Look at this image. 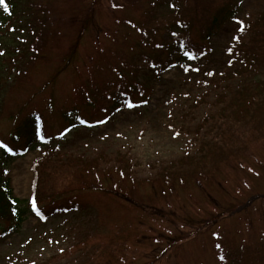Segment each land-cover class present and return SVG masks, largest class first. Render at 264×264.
<instances>
[{
	"label": "trees",
	"instance_id": "obj_1",
	"mask_svg": "<svg viewBox=\"0 0 264 264\" xmlns=\"http://www.w3.org/2000/svg\"><path fill=\"white\" fill-rule=\"evenodd\" d=\"M241 1L244 0H108L119 9L131 2L142 5L117 19L112 17L109 29L99 31L102 33H97V38L102 34L112 40L126 39L125 34L113 29L114 24L126 34L132 32L130 36L136 38L135 43L143 52V71L134 48L118 50L106 42L91 49L92 54L82 63L77 60L80 38L94 24V13H102V0H5L9 12L0 5V125L7 127L0 128V243L20 233L29 215L36 214L32 209L34 200L41 213L38 218L45 223L52 215L58 218L83 212L89 217L84 222L85 231L79 234L82 239L61 252L62 259L66 258L62 264H113L115 258L128 252L137 256L138 247L129 248L128 243L119 242L121 231L131 233L132 241L142 239L139 231L135 235L132 232L142 230L146 220L163 222L165 215L155 217L153 210L162 206L170 209L172 203L179 202L177 191L195 177L200 175L212 184L214 172L207 170L238 166L239 157L252 155L251 146L264 149V80L258 79L264 68L263 10L241 23L238 39L227 51L236 59L228 63L230 69L202 82L200 93L181 115L189 124L183 123L175 134L193 136L192 154L150 166L151 179L143 180L136 178L137 163L125 153L111 158L102 150L92 158H84L58 151L72 131H95L120 110L146 106L153 94L151 81L172 66L187 59L205 60L210 52L209 39L221 25L235 18ZM70 25L81 33H67ZM52 58L58 62L51 71L39 73V68H46ZM237 61L239 66L232 67ZM68 69L72 77L60 84L61 74ZM74 73L77 79L73 78ZM32 84L33 92L21 102L16 101V111L10 110L12 96ZM45 147L50 148L49 159L34 166L33 197L15 198L8 176L10 165ZM147 185H151L150 195L136 194ZM95 187L113 196L114 203L122 204L121 214L125 215L121 220L112 215L107 221L112 237H106L105 242L98 239L99 227H105V220L97 217L96 225L87 206L80 205L81 193ZM251 187L250 184L248 188ZM248 188L245 190L250 191ZM154 189L158 191L155 197L151 196ZM163 190L172 201H162ZM188 198L191 199L190 194ZM246 212L254 215L249 204ZM232 215L229 210L225 214ZM169 222L173 228L164 232L174 233L178 222ZM181 228L186 230V238L188 228L184 224ZM61 229L64 233L66 226ZM220 232L211 236L216 251L220 244L214 241ZM125 244V250H120ZM54 259H48L46 264H53ZM214 260V264H264V246L253 249L244 242L238 249L227 247L214 255Z\"/></svg>",
	"mask_w": 264,
	"mask_h": 264
},
{
	"label": "rangeland",
	"instance_id": "obj_2",
	"mask_svg": "<svg viewBox=\"0 0 264 264\" xmlns=\"http://www.w3.org/2000/svg\"><path fill=\"white\" fill-rule=\"evenodd\" d=\"M118 1L125 2L126 0ZM95 7L97 9V5ZM135 7L141 9L142 5L131 2L119 9L108 0H102V13L99 16L98 13H94V24H91L88 32L80 38L77 60L82 63L92 54L91 49L100 45V42L102 44L106 42L118 50L127 47L134 48L135 55L140 62L138 65L143 68V52L135 43L136 38L130 36L133 34L132 32L126 34V31L120 30L119 25L114 24L113 29L125 34L126 39L112 40L102 34L100 39L97 38L99 35L97 33L109 29L112 17L117 19L121 14H129L135 10L133 9ZM263 9L264 0H245L240 5L239 18L246 19V16L255 15ZM236 26L238 27V25L223 24L217 35L209 39L210 52L206 55L205 60L200 61L199 64L194 63L195 65L189 64L185 67L172 68L157 82H154V93L147 106L134 110H121L104 126H100L95 131H88L85 128L72 131L66 141L59 145L58 151L75 156L83 155L84 158H92L102 150L111 158L116 156V153H126V157L137 163V167L134 169L136 178L143 180L151 179L150 166L157 167L158 164H166L187 154H192L195 150L191 142L193 136L176 135L175 131L183 123L189 124L182 119L181 115L187 109L190 100L195 99L200 93V84L207 81L211 75L230 69L226 62L225 50L232 42ZM67 33L77 35L81 31L79 33L75 25H70ZM51 61L52 63L46 65V68L44 65L40 67L38 72L49 73L58 62L54 58ZM209 73L212 74L209 75ZM258 74L260 79H264V69ZM69 77H72V73L68 69L61 74L60 84ZM73 78L77 79L75 73ZM33 90L32 84L17 91L12 96L11 102L8 103V108L16 111V101L21 102ZM213 96L214 94L211 95L210 100ZM2 127L7 130L6 125H0V128ZM49 149L45 147L29 152L10 165L8 175L10 186L17 199L28 200L32 196V184L36 175L34 166L40 162L45 163L49 159L47 157ZM262 150L264 151L263 148ZM251 152L252 155L238 158L236 161L238 166H223L225 167L223 171L207 170L209 173L214 172L211 173V176L214 175L213 184H207L208 181L194 184L195 179L190 181L185 188L177 191L179 202L175 199L174 207L168 209L162 206L159 209H154L153 215L159 218L164 214L165 216L162 218L164 221H159L160 223L155 220L142 222L143 229L132 232L135 235L139 231L142 239L140 238L136 242L132 241L133 238L130 240L131 233L121 231V234L118 235L119 242L128 243L129 248L138 247L139 249L136 250L138 254L136 256L134 252H128L125 256L117 257L113 264H214V255L221 254L227 247L238 249L244 242H247V245L253 249L259 246L263 247L264 154L255 146H251ZM197 180H202V177H198ZM250 184L252 187L248 188ZM246 188L250 191L245 190ZM150 189L151 185H147L136 194L150 195ZM157 192L154 189L151 196L155 197ZM188 194L191 195V199L188 198ZM81 197L80 205L87 206V213L93 216L96 225L98 219L105 220L106 225L104 228L99 227L100 236L97 237L105 242L106 237H112L109 229L110 223L107 222L110 217L118 215V219L121 220L125 216L121 214L122 204L114 203L113 196L106 195L96 189H85L81 193ZM119 201L121 200L119 199ZM247 204L253 209L254 215L246 212ZM228 210L232 212V217L225 216ZM219 215H222L223 218H216ZM87 217V214L83 212L78 216L70 213L68 216H60L56 219L51 217L45 223L30 214L23 223L20 233L5 238L0 243V264H33L34 262L46 264L50 257L59 254L62 250L66 251L71 245H76L82 239L79 234L85 231L84 222ZM165 217L178 222L176 230H172L174 233L164 232L169 227L173 228V224ZM181 224L188 228L187 239L185 238L186 230L182 231ZM63 226H66L67 230L64 233L61 229ZM217 230L221 232L220 235H217V240L214 241V244L217 245V242L220 244V248L217 247L216 251L213 248L211 236ZM198 231L200 232L197 233ZM104 234L106 236L102 238ZM182 237L185 239L181 240ZM155 239H157V243ZM125 248L126 244L119 249L124 251ZM165 249L167 251L162 254ZM77 254H72L70 258L76 257ZM59 259H61L60 262ZM65 260V257L63 259L62 257L56 258L52 263L62 264ZM109 260L110 258L107 259V261ZM117 260H122V262Z\"/></svg>",
	"mask_w": 264,
	"mask_h": 264
},
{
	"label": "snow or ice",
	"instance_id": "obj_3",
	"mask_svg": "<svg viewBox=\"0 0 264 264\" xmlns=\"http://www.w3.org/2000/svg\"><path fill=\"white\" fill-rule=\"evenodd\" d=\"M0 5L3 6V10H4L5 12H9V8H8L7 4L5 3V0H0ZM241 30H243V29H241ZM237 39H238V38H237ZM229 51H231V49H229ZM186 54H187V53H186ZM197 71H198V69H197ZM211 74H212V73H209V75H211ZM129 107H131V105H129ZM82 123H83V121H82ZM177 135H178V133H177ZM32 207H33V211L36 212V215H37V216H40L41 213H40V211L36 208V206H35V201H34V200L32 201Z\"/></svg>",
	"mask_w": 264,
	"mask_h": 264
}]
</instances>
